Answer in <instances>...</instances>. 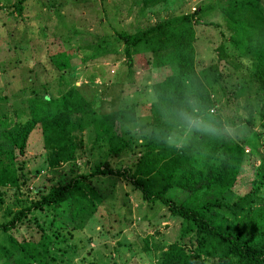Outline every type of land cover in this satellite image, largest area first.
Here are the masks:
<instances>
[{
	"label": "trees",
	"instance_id": "trees-1",
	"mask_svg": "<svg viewBox=\"0 0 264 264\" xmlns=\"http://www.w3.org/2000/svg\"><path fill=\"white\" fill-rule=\"evenodd\" d=\"M24 1L15 0L12 9L20 11ZM166 1L141 3L147 7ZM213 10L220 13L223 25L205 19ZM200 22L215 26L222 36L216 46L217 59L212 61L197 56L196 24ZM117 35L128 65H133L135 55L144 54L150 69H158L150 87L162 94L164 104L180 100L188 92L198 103L215 105L224 79L220 60L231 53L237 55L247 72L235 90L253 92L251 98H245L246 111L240 120L264 131V1L201 2L191 10L170 13L133 31H118ZM57 66L63 70L67 65L60 61ZM63 75L57 78L56 91L45 86L43 91L34 92L25 119L11 118L7 120L10 123H3L0 187L20 190L21 183L28 180L18 160L25 152L29 133L38 123L49 165L66 164L69 176L50 184L45 191L38 188L37 197L30 202L17 200V208L7 209L10 216L0 220V230L6 234L3 241L8 256L0 264H51L63 260L61 255L68 253L72 245L68 241L73 234L70 229L82 228L105 201L92 179L112 169L102 161L88 171H78L79 143L73 134L81 125L79 114L96 111L86 94ZM210 95L211 100L205 99ZM0 97L7 99L5 93ZM127 98L117 109L100 113L96 121L98 134L107 138V150L115 154L128 141L115 134L113 127L117 121L132 118L137 104ZM150 107L152 127L132 169V182L143 199L166 206L180 218L177 239L153 241L155 259L150 264H264V155L252 177L244 182L239 179L244 146L228 144L224 134L228 119L218 107L214 110L208 106L202 112L214 122L219 134L196 133L182 149L159 143L156 130L165 122L161 106L150 102ZM259 135V130L252 131L245 141L254 148ZM122 171L127 172V168ZM1 194L0 188V201H4ZM35 210L50 211V219H36ZM30 218L35 220L37 233L17 238L13 232ZM144 239L149 243L148 237Z\"/></svg>",
	"mask_w": 264,
	"mask_h": 264
},
{
	"label": "rangeland",
	"instance_id": "rangeland-1",
	"mask_svg": "<svg viewBox=\"0 0 264 264\" xmlns=\"http://www.w3.org/2000/svg\"><path fill=\"white\" fill-rule=\"evenodd\" d=\"M14 1L0 0V95H7L6 100L0 97V134L3 123L11 122L7 120L25 119L29 115L28 104L35 91H43L45 86L56 91L57 78L62 73L66 81L86 94L96 111L79 114L81 125L73 130L79 143L78 171H88L102 161L112 169L93 177L105 201L82 228L70 229L73 234L68 240L72 244L68 253L60 254L63 260L51 264H150L155 259L153 241L177 239L180 218L166 206L143 199L132 182V169L152 127L150 83L159 72L157 68L150 69L144 54L135 55L133 65H128L117 34L213 0H167L147 7L142 6L141 0H25L20 11L12 9ZM205 19L224 24L216 10ZM196 34L198 58L217 59L216 46L222 39L219 30L200 22L196 24ZM60 61L67 65L63 70L57 66ZM220 66L224 79L215 105L209 102L199 105L202 111L208 106L214 110L218 107L228 119L226 128L234 131L233 135H227L228 144L244 146L239 179L246 182L264 155V131L240 120L246 111L245 98L253 96L252 90L244 93L235 90L247 72L245 66L233 53L220 60ZM124 98L137 104L132 118L117 121L113 127L115 134L128 141L115 154L107 150V138L98 134L96 121L100 113L120 107ZM208 98L213 97L205 99ZM258 130L260 135L253 148L245 140ZM18 163L28 180L21 183L20 190L0 187L4 198L0 201V220L10 216L8 208L18 207L17 200L28 203L37 197L38 188L45 191L50 184L69 176L66 164L49 165L39 123L29 133ZM125 168L127 172L122 171ZM34 217L48 220L51 212L35 210ZM36 228L35 220L25 219L13 234L19 239L30 237L37 233ZM5 237L0 230V261L8 256Z\"/></svg>",
	"mask_w": 264,
	"mask_h": 264
},
{
	"label": "clouds",
	"instance_id": "clouds-1",
	"mask_svg": "<svg viewBox=\"0 0 264 264\" xmlns=\"http://www.w3.org/2000/svg\"><path fill=\"white\" fill-rule=\"evenodd\" d=\"M153 105L161 106L162 119L165 126L156 130V139L168 148L182 149L192 139L194 134L218 135L219 129L207 118L194 97L186 92L182 99L164 104L160 92L153 89L150 92ZM224 134L233 135L229 127Z\"/></svg>",
	"mask_w": 264,
	"mask_h": 264
},
{
	"label": "built area",
	"instance_id": "built-area-1",
	"mask_svg": "<svg viewBox=\"0 0 264 264\" xmlns=\"http://www.w3.org/2000/svg\"><path fill=\"white\" fill-rule=\"evenodd\" d=\"M193 8H194V6H193Z\"/></svg>",
	"mask_w": 264,
	"mask_h": 264
}]
</instances>
